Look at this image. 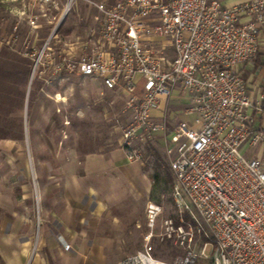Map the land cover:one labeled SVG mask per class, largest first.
Here are the masks:
<instances>
[{
	"label": "built area",
	"instance_id": "obj_1",
	"mask_svg": "<svg viewBox=\"0 0 264 264\" xmlns=\"http://www.w3.org/2000/svg\"><path fill=\"white\" fill-rule=\"evenodd\" d=\"M87 2L100 23L88 52L56 60L45 45L35 66H49L55 79L75 74L123 92L129 121L121 140L130 163L141 162V145L165 132L164 114L152 112L173 92L187 101L182 114L189 118L163 137L174 217L163 219L155 236L181 254L171 263L153 255L163 210L149 202L141 249L117 264H264V125L254 127L248 113L264 110V96L254 104L237 69L257 55L264 0L230 7L221 0Z\"/></svg>",
	"mask_w": 264,
	"mask_h": 264
},
{
	"label": "rangeland",
	"instance_id": "obj_2",
	"mask_svg": "<svg viewBox=\"0 0 264 264\" xmlns=\"http://www.w3.org/2000/svg\"><path fill=\"white\" fill-rule=\"evenodd\" d=\"M66 5L67 0L55 3L0 0V200L12 201L17 194L16 188L22 183L17 179L19 168L30 171L27 185L35 188L31 160L41 162L38 167L43 170L42 164L47 166L50 162V151L67 153L65 137L71 133V128L75 141L76 138L83 143L89 138L102 140L104 145L100 149L104 153L122 150L121 138L129 112L121 91H108L99 82L75 74L55 79L49 66H35L36 56L45 45L59 60L71 51L70 46L75 42L89 44L98 38L100 23L95 20L98 16L95 8L87 0H75L65 13ZM167 54L171 56L170 52ZM99 91L103 93L101 96ZM185 107L184 99L169 100L163 110L165 132L141 145V162L135 163L140 166L139 183L150 185V202L163 210L153 229L152 245L153 255L168 263L174 262L181 252L172 243L155 237L161 232V221L174 217L173 175L163 137L183 121ZM58 139L62 141L60 145L56 143ZM87 144L83 146L85 150L95 151L96 145ZM21 156L25 163L18 161ZM155 175L158 178H154ZM34 197L36 200V192ZM115 208V212L121 214L116 222L122 232L114 234L113 244L101 250L93 264H117L133 255L141 249L143 237L149 232L145 210L138 205L123 204ZM18 243L16 236L8 235L6 228L0 226V264H7L6 253L17 251ZM62 250L67 252L63 246ZM44 251L39 225L35 222L28 243V264H34L32 258L41 253L45 255Z\"/></svg>",
	"mask_w": 264,
	"mask_h": 264
},
{
	"label": "crops",
	"instance_id": "obj_3",
	"mask_svg": "<svg viewBox=\"0 0 264 264\" xmlns=\"http://www.w3.org/2000/svg\"><path fill=\"white\" fill-rule=\"evenodd\" d=\"M243 1L221 0L226 7ZM85 43L75 42L70 46L71 52H88L90 46ZM237 69L251 101L257 103L264 96V28L260 32L256 57ZM102 94L98 92L99 96ZM170 99L183 98L176 91ZM167 104H162L161 111L152 114L161 115ZM248 113L254 117V127L264 125V110L257 113L249 109ZM182 116L183 121L189 120ZM72 130L65 137L67 153L50 151V162L47 166L42 164L43 170L38 167L41 162L31 160L35 188L27 185L30 171L19 168L17 179L22 183L16 188L17 194L12 201L0 200V226L19 242L17 251L6 253L7 264H28L29 238L37 221L45 255L41 253L32 258L34 264H93L99 252L113 244L114 234L122 232L116 222L121 214L115 212V207L135 204L145 210L150 202V185L139 183L142 179L137 173L139 165L127 162L121 149L104 153L100 149L104 145L102 140L89 138L83 143L76 138L75 141ZM56 143L60 145L62 141L58 139ZM86 143L96 145L95 151L85 150ZM255 156V151L248 154L249 158ZM260 157L264 169V155ZM18 161L25 163L24 156L18 157ZM123 214L126 216L128 212ZM60 240L69 244L67 252L62 250Z\"/></svg>",
	"mask_w": 264,
	"mask_h": 264
},
{
	"label": "trees",
	"instance_id": "obj_4",
	"mask_svg": "<svg viewBox=\"0 0 264 264\" xmlns=\"http://www.w3.org/2000/svg\"><path fill=\"white\" fill-rule=\"evenodd\" d=\"M154 154H155V156L157 155L156 153H154ZM154 178H158V175H155ZM167 178H168L169 180L171 179L169 174H167Z\"/></svg>",
	"mask_w": 264,
	"mask_h": 264
}]
</instances>
